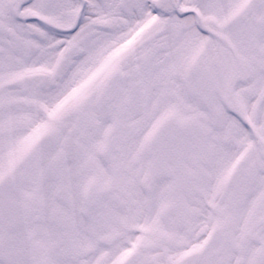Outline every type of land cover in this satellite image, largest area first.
<instances>
[{
  "label": "snow or ice",
  "instance_id": "obj_1",
  "mask_svg": "<svg viewBox=\"0 0 264 264\" xmlns=\"http://www.w3.org/2000/svg\"><path fill=\"white\" fill-rule=\"evenodd\" d=\"M0 264H264V0H0Z\"/></svg>",
  "mask_w": 264,
  "mask_h": 264
}]
</instances>
